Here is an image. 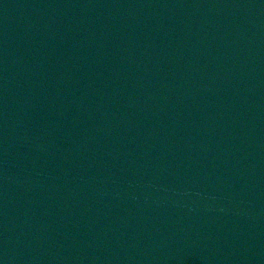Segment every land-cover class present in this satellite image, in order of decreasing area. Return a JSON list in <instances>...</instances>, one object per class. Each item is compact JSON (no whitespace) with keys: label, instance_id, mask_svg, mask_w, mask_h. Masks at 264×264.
<instances>
[{"label":"water","instance_id":"1","mask_svg":"<svg viewBox=\"0 0 264 264\" xmlns=\"http://www.w3.org/2000/svg\"><path fill=\"white\" fill-rule=\"evenodd\" d=\"M0 264H264V0H0Z\"/></svg>","mask_w":264,"mask_h":264}]
</instances>
